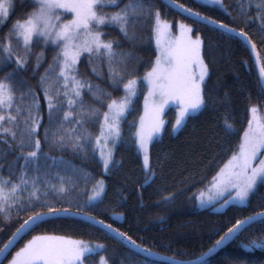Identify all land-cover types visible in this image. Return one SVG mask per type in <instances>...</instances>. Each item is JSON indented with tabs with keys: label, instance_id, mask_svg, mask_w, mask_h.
I'll return each mask as SVG.
<instances>
[{
	"label": "snow or ice",
	"instance_id": "obj_1",
	"mask_svg": "<svg viewBox=\"0 0 264 264\" xmlns=\"http://www.w3.org/2000/svg\"><path fill=\"white\" fill-rule=\"evenodd\" d=\"M193 3L218 5L228 22L186 0H0V232L15 226L0 247V264H89L106 248L53 231L31 235L11 252L45 225L103 231L132 253L121 264H211L208 257L226 243L254 231L260 235L242 241L243 247L264 248V0H235V8L225 0ZM218 41L248 50L258 69L257 95L245 96L246 120L237 130L225 92L226 158L210 176L189 175L185 187L161 195L159 202L185 196L200 208L243 213L255 200L259 210L226 220L206 252L180 259L162 255L148 241L138 243L139 237L94 213L106 195L104 176L121 166L118 147L135 149L142 198L145 186L155 184L154 150L165 134L187 128L218 103L213 92L221 87L222 73L214 87L209 84L219 71ZM65 152L95 160L99 178ZM113 215L119 219L123 213ZM96 264L110 261L100 256Z\"/></svg>",
	"mask_w": 264,
	"mask_h": 264
},
{
	"label": "trees",
	"instance_id": "obj_2",
	"mask_svg": "<svg viewBox=\"0 0 264 264\" xmlns=\"http://www.w3.org/2000/svg\"><path fill=\"white\" fill-rule=\"evenodd\" d=\"M186 2L191 7H196L202 12H207L209 15L225 19L228 22L226 15L219 7L208 4L200 7L198 3H193V0H186ZM225 2L231 8L236 6L235 0H225ZM157 3H160V0H157ZM205 34L211 36L213 40H217L215 34ZM113 35H118V32H113ZM218 43L219 48L214 54L218 59L219 71L214 72L209 81L210 86L214 87L217 75L222 73L221 87L213 92V95L219 98L218 103L197 114L196 119L190 121L187 128L170 135L165 134L162 142L154 150V166L158 161L155 184L151 187L145 186L142 198L138 194L142 173L135 149L131 145L118 147L116 158L121 160V166L113 174L104 176L107 181L106 195L103 203L97 205V211L94 213L99 218L112 223L114 227L127 231L134 239L139 237L138 243L148 241V246L153 247L162 255H175L180 259H194L201 252H206L218 235L223 234L222 231L217 234L216 230L220 229L226 220L233 216L242 218L243 215H248L251 211L259 210L258 201L255 200L252 208L243 213L235 209L214 212L211 208H200L185 196L178 197L175 203L159 202L161 195L185 187L182 181L189 175L198 174L197 179L200 176L205 178L210 176L216 165L226 158L225 153L221 151L224 135L222 117L225 114V105L222 102L225 92L231 99V116L237 122V130L244 126L246 120L245 96L247 93H251L253 96L257 95L258 70L254 66L248 50L241 48L236 42L218 41ZM148 50L150 51V47ZM261 51L264 52V49ZM50 55L49 53L48 59H50ZM40 71L42 72L43 68ZM25 75L31 79L30 72ZM32 82L35 83L34 80ZM241 86H243V90H241ZM141 104L142 98L137 102L138 110ZM137 115L138 112H134L128 117V120H132ZM172 116L173 113L170 111L167 118L172 119ZM125 136L128 137L127 125H125ZM236 141L237 137L233 135L230 138V143L234 146ZM44 150H49L46 145ZM52 154L60 155L56 151H53ZM63 155L86 168L97 178L101 175L100 166L95 160L91 158L82 160L79 157H73L69 152H65ZM202 186V184L196 185V187ZM195 190L196 188H191V191ZM186 195H190V192ZM113 213H123V216L117 219ZM225 213L227 214L225 215ZM14 230L15 226L0 232V247ZM53 231L57 234L106 245L105 249L97 250L89 258V264H96L100 256H107L110 264H121L122 260H127L132 256L126 245H122L96 228L73 230L68 227L59 228L55 225H45L43 228L25 235L11 252L14 253L18 250L23 242L31 238V235ZM259 235L258 231L246 233L239 240L234 239L208 259L211 264H264V248H245L242 244V241L247 243L249 239L257 238ZM3 264H7V261L4 260Z\"/></svg>",
	"mask_w": 264,
	"mask_h": 264
},
{
	"label": "water",
	"instance_id": "obj_3",
	"mask_svg": "<svg viewBox=\"0 0 264 264\" xmlns=\"http://www.w3.org/2000/svg\"><path fill=\"white\" fill-rule=\"evenodd\" d=\"M257 70H258V69H257ZM232 241H233V240H232ZM232 241H229L228 243H226V244L223 246V248H224L225 246H227V245H228L230 242H232ZM17 244H18V243H17ZM17 244H16V245H17ZM16 245H15V246H16ZM15 246H14V247H15ZM14 247H13V248H14ZM13 248H12V249H13ZM12 249H11V250H12ZM214 254H215V253H214Z\"/></svg>",
	"mask_w": 264,
	"mask_h": 264
},
{
	"label": "rangeland",
	"instance_id": "obj_4",
	"mask_svg": "<svg viewBox=\"0 0 264 264\" xmlns=\"http://www.w3.org/2000/svg\"><path fill=\"white\" fill-rule=\"evenodd\" d=\"M208 5H211V6H215V7H219L218 5H212V4H208ZM199 207V206H198ZM87 241V240H86ZM92 243H96V242H92ZM99 250V249H98Z\"/></svg>",
	"mask_w": 264,
	"mask_h": 264
}]
</instances>
